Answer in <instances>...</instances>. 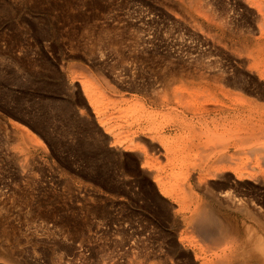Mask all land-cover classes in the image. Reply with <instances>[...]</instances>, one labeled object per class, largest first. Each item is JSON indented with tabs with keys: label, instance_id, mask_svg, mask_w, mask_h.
<instances>
[{
	"label": "rangeland",
	"instance_id": "1",
	"mask_svg": "<svg viewBox=\"0 0 264 264\" xmlns=\"http://www.w3.org/2000/svg\"><path fill=\"white\" fill-rule=\"evenodd\" d=\"M260 43L264 0H0V264H194L189 173L264 215ZM202 74L256 108L222 115Z\"/></svg>",
	"mask_w": 264,
	"mask_h": 264
},
{
	"label": "bare ground",
	"instance_id": "2",
	"mask_svg": "<svg viewBox=\"0 0 264 264\" xmlns=\"http://www.w3.org/2000/svg\"><path fill=\"white\" fill-rule=\"evenodd\" d=\"M255 56L254 58V65H256L257 69L259 70V72H261V74H264V44H259L257 50L255 51ZM257 61V62H256ZM209 63V62H207ZM216 64V63H215ZM217 65V64H216ZM219 66V65H218ZM203 67V66H202ZM210 67V66H209ZM215 67V66H214ZM205 68V67H204ZM203 68V69H204ZM215 69V68H214ZM202 70V69H201ZM209 70V69H208ZM185 71V70H184ZM222 72V71H221ZM165 73V72H164ZM170 73V72H169ZM168 73V74H169ZM172 73V72H171ZM193 73V72H192ZM216 73V72H215ZM167 74V76H168ZM197 74V73H196ZM221 74V73H220ZM183 77L186 75L184 73L180 74ZM188 75V74H187ZM186 75V76H187ZM203 75V74H202ZM201 76L202 80L203 78L205 79L204 75ZM166 76V75H165ZM164 76V77H165ZM175 75L173 74V77ZM189 76V75H188ZM215 76V75H214ZM220 76V75H218ZM262 76V75H261ZM207 77V75H206ZM210 77V76H209ZM225 77V76H224ZM179 78V77H177ZM217 78V77H216ZM220 80H222L221 82H223L222 79L223 77H218ZM171 79V78H170ZM168 80V83L171 80ZM176 79V78H175ZM195 79V78H194ZM210 80V78L207 77V80ZM215 79V77H214ZM216 80L212 83H210V81H206L201 82L200 84V91L203 92V88H204V92L209 91L208 94H210L211 92H219L217 93V97L216 99H214L215 101H217L218 103H216L217 105H219L218 109L216 110H221V114H227V112H235L237 114V116L235 115V117H240L243 113L244 110L246 108V106L249 107V111L252 112L253 109L256 108V103H254V100H243L242 96L235 94V92H232L228 89H226L229 85L226 86V88H223L222 86H220V81ZM228 79V78H227ZM189 80V78H188ZM187 80V81H188ZM229 80V79H228ZM172 81L173 78H172ZM185 81V80H184ZM191 81V79H190ZM189 81V82H190ZM213 81V80H212ZM176 82V81H175ZM179 82V81H178ZM182 82V81H181ZM195 82V80H194ZM209 82V83H208ZM226 84L229 82H227V80H225ZM223 82L222 85L225 83ZM231 82V81H230ZM193 84V82H191ZM199 83V82H196ZM236 83V82H235ZM234 83V84H235ZM173 84V83H172ZM171 84V85H172ZM177 84V83H176ZM183 84V83H182ZM191 84V85H192ZM238 84V83H237ZM236 84V85H237ZM175 85V83H174ZM184 85V84H183ZM190 85V84H189ZM168 86H170L168 84ZM187 86V85H186ZM194 86V85H193ZM192 86V88H193ZM198 86V85H197ZM235 86V85H234ZM163 87V85H162ZM172 87V86H170ZM169 87V88H170ZM196 87V86H195ZM231 87V86H230ZM234 88V87H232ZM240 88V87H239ZM166 89V88H165ZM175 89V88H174ZM195 89V88H194ZM194 89H193V95H194ZM198 89V91H199ZM197 90V89H196ZM207 90V91H206ZM213 90V91H211ZM235 90V89H234ZM197 91V92H198ZM236 91V90H235ZM238 91V90H237ZM236 91V92H237ZM178 93V92H177ZM191 93V94H192ZM196 93V92H195ZM200 93V92H198ZM197 93V94H198ZM215 93L213 96H215ZM238 93V92H237ZM241 93V92H240ZM164 94V91H163ZM179 94V93H178ZM203 94H207V93H203ZM177 95V94H176ZM164 96H167V94ZM180 96V95H179ZM195 98H199L200 96H202V94H200L199 97H196V95H194ZM204 96V95H203ZM176 100H178V103L175 104H179L181 102V98H178V96H176ZM181 97H183L181 95ZM208 97V96H207ZM206 97V98H207ZM166 98V97H165ZM171 98V97H170ZM174 98V97H173ZM172 98V99H173ZM205 98V99H206ZM210 98V97H209ZM207 98L206 101L209 99ZM214 98V97H212ZM205 99L203 101H205ZM166 100V99H165ZM170 100V99H169ZM212 100V99H211ZM214 100H212L213 102H215ZM171 101V100H170ZM202 101V100H201ZM205 101V102H206ZM210 101V100H209ZM251 101V102H250ZM254 101V102H253ZM166 102V101H165ZM165 102H160V103H165ZM193 102V101H192ZM167 103H168V98H167ZM170 103V102H169ZM194 103V102H193ZM203 103V102H201ZM200 103V104H201ZM210 103V102H209ZM212 103V102H211ZM256 104L254 107L252 108V106L254 104ZM181 104V103H180ZM199 104V105H200ZM203 104H208V102L203 103ZM174 105V103H173ZM213 105V103H212ZM252 105V106H251ZM164 106V105H163ZM168 106V105H167ZM165 104V107H167ZM171 106V105H170ZM215 106V105H214ZM213 106V107H214ZM187 106L185 105V108ZM197 107V106H196ZM201 107V105H200ZM207 107V106H206ZM209 108L210 110H215V108H217V106L213 109ZM163 108V107H161ZM188 108V107H187ZM203 109L208 110V108H204ZM201 108V109H202ZM258 109V108H257ZM200 110V109H199ZM261 110V109H260ZM190 110H187L188 113ZM198 111V109H197ZM201 113L203 110H200ZM262 111V110H261ZM193 112V111H192ZM206 112V111H205ZM254 112V111H253ZM256 112H258L256 110ZM255 112V113H256ZM196 113V112H195ZM194 113V114H195ZM200 113V112H199ZM204 113V111H203ZM202 113V114H203ZM260 114V112H258ZM262 113V112H261ZM205 115V113H204ZM209 115V114H208ZM258 115V114H257ZM194 116H200L198 115H194ZM216 116V114H215ZM255 116V115H253ZM203 117V116H202ZM210 117V116H209ZM213 116H211L212 118ZM227 117V116H226ZM226 117L222 116V120H224ZM233 117V116H232ZM244 117V116H243ZM193 118V117H192ZM191 118V119H192ZM197 118V117H196ZM219 118V117H218ZM231 118V117H230ZM229 118V119H230ZM242 118V117H241ZM247 117H245L246 119ZM249 118V117H248ZM264 118V117H263ZM199 119V118H197ZM214 121V118H212ZM234 119V118H233ZM237 119V118H236ZM235 119V120H236ZM257 119V118H256ZM262 119V118H260ZM258 117V120H260ZM220 120V119H219ZM234 120V121H235ZM242 120V119H241ZM241 120L239 121L240 123ZM244 120V119H243ZM249 119H247L246 121H248ZM252 120V122L255 120V118L253 117V119H250V121ZM216 121V120H215ZM226 121V120H225ZM225 121H223V123H225ZM248 121V123L250 122ZM263 121V120H261ZM221 122V121H220ZM218 122V123H220ZM230 122H232V118L231 121L228 122L229 125ZM239 122L237 123L238 125ZM251 122V123H252ZM255 122V121H254ZM253 122V123H254ZM258 121L256 120L255 123H257ZM214 123V122H213ZM223 123L221 124V126L223 125ZM236 123V122H235ZM245 124H247L244 121ZM242 123V125L244 124ZM254 123V124H255ZM261 123V122H258ZM237 124H235V126H237ZM263 124V123H261ZM226 125V124H225ZM249 125V124H248ZM257 126H259L258 124H256ZM234 126V128H235ZM252 126V125H250ZM224 128V126H222ZM232 127V126H231ZM238 127V128H237ZM236 129H239V126H237ZM241 127V126H240ZM233 128V127H232ZM232 129V131L234 132L235 129ZM231 130V129H229ZM259 130V129H258ZM236 132H239L236 131ZM235 132V133H236ZM250 132V131H249ZM260 132V131H259ZM241 133V132H240ZM262 133V130H261ZM234 134V133H232ZM240 135V134H239ZM239 135L236 133L235 136H237L239 139ZM210 136V135H209ZM234 137V136H233ZM232 137V138H233ZM237 138V139H238ZM242 138V137H241ZM241 140V139H240ZM245 140V139H244ZM251 140V139H250ZM227 143V142H226ZM235 143V140H234ZM236 143L237 140H236ZM234 144L238 147V145L240 144ZM242 143V141H241ZM254 144V145H253ZM249 143V145H252L251 147V153H258L260 151H262L259 145L255 146V143ZM241 145V144H240ZM243 145V143H242ZM168 146V145H167ZM248 146V145H247ZM255 146V147H254ZM165 147V146H164ZM249 147V148H250ZM245 148V147H244ZM248 148V149H249ZM169 149V148H167ZM166 149V150H167ZM239 149V148H238ZM165 150V151H166ZM170 150V149H169ZM167 150V151H169ZM240 150V149H239ZM166 151V152H167ZM170 152V151H169ZM211 152V151H210ZM209 152L210 155H213ZM214 152V151H213ZM263 153V152H261ZM264 154V153H263ZM222 156V154H221ZM219 156H217L218 158ZM215 158V157H214ZM264 159V158H263ZM215 160V159H214ZM211 160V161H214ZM231 160H229L230 162ZM203 162V161H202ZM217 162V161H216ZM231 163V162H230ZM216 163H213L212 165L214 166ZM227 164V163H226ZM221 164H219L220 166ZM225 165V164H224ZM222 165V166H224ZM216 166V165H215ZM218 166V164H217ZM218 166V167H219ZM221 166V168H222ZM226 166V165H225ZM224 166V168H225ZM217 167V168H218ZM220 168V169H221ZM212 169V168H210ZM206 170L209 171V169H203V171L205 173L202 172H198L199 174H196L197 177L194 174V180L195 182L198 180L199 182L203 181L204 179L208 178L210 179L211 176L213 177H218L217 175H215V171L213 172V174H206ZM213 170V169H212ZM226 170L223 169L222 172ZM207 171V172H208ZM221 171V170H220ZM239 171V170H236ZM212 172V171H211ZM219 172V171H218ZM226 172V171H225ZM240 172V171H239ZM168 173V172H167ZM220 173V172H219ZM229 174V173H228ZM227 174V175H228ZM242 174V172H241ZM240 174V175H241ZM226 175V174H225ZM168 176V175H167ZM170 176V175H169ZM193 173H189L186 176L182 177L177 182H179V184H176L174 186H178L176 187L177 190L175 192L176 195V200H177V206L179 208V212L182 218V221L185 225H187L191 231V244L193 246V256H194V264H264V215H260L258 213V210L255 211L257 209L256 205H254L253 203L255 202H251L249 199H247L245 197V195H243L242 190H238L237 187L236 189H231L228 188V186L230 185H225V184H220V182L218 184L219 185V190L217 192H213V191H208V189L206 190L203 186V188L205 189V191H198L196 189V187L194 188V186L189 185L188 181H190V179L192 178ZM235 176V175H234ZM243 176V174H242ZM241 176V178H242ZM251 176V175H250ZM210 177V178H209ZM227 177V176H226ZM233 177V176H232ZM223 178H225L223 176ZM240 178V177H238ZM237 178V179H238ZM167 179V178H166ZM229 179V178H227ZM226 179V180H227ZM231 179V178H230ZM234 179V178H233ZM236 179V178H235ZM243 179V178H242ZM241 179V180H242ZM217 180V179H216ZM224 180V179H223ZM168 181V180H167ZM166 181V182H167ZM205 181V180H204ZM210 181V180H209ZM239 181V180H238ZM165 182V183H166ZM207 182V181H206ZM218 182V181H217ZM225 183V181H223ZM232 179L230 184L232 183ZM209 183V182H208ZM222 183V182H221ZM215 184L217 185V183L215 182ZM214 184V185H215ZM227 184V183H226ZM196 185V183H195ZM205 185V182H204ZM212 185V184H211ZM172 186V185H171ZM207 188V184L205 185ZM218 186V185H217ZM232 186V185H231ZM237 186V183H236ZM163 187V186H162ZM168 187V186H167ZM234 187V186H233ZM240 187V186H239ZM171 188V187H170ZM200 188V187H199ZM201 188V189H203ZM209 188V186H208ZM218 188V187H216ZM203 189V190H204ZM210 190V189H209ZM216 190V189H214ZM244 191V190H243ZM249 192V191H248ZM247 193V192H246ZM168 194V193H167ZM249 194V193H248ZM245 197V198H244ZM252 197V195H251ZM250 197V198H251ZM255 199V198H254ZM253 199V200H254ZM259 199V198H258ZM257 201V200H256ZM258 203L260 202L257 201ZM256 202V203H257ZM256 207V208H255ZM261 207V206H260ZM259 207V209H260ZM263 207V206H262ZM261 207V208H262ZM262 211V210H259ZM262 213V212H261ZM264 214V212H263ZM263 216V217H262Z\"/></svg>",
	"mask_w": 264,
	"mask_h": 264
}]
</instances>
